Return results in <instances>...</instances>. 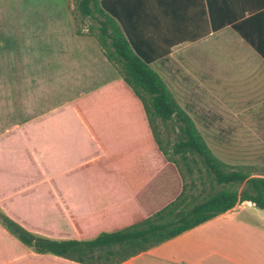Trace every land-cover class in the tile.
Returning a JSON list of instances; mask_svg holds the SVG:
<instances>
[{"label":"crops","instance_id":"obj_1","mask_svg":"<svg viewBox=\"0 0 264 264\" xmlns=\"http://www.w3.org/2000/svg\"><path fill=\"white\" fill-rule=\"evenodd\" d=\"M122 1L139 4L142 41L173 44L150 66L189 115L177 98L196 96V68L209 82L216 66L222 93L264 99V59L232 23L213 29L210 15L216 24L237 20L264 10V0ZM73 7L71 0H9L4 10L0 0V214L54 240H88L142 223L188 181L156 142L160 121L150 122L87 29L76 33ZM45 20L53 27L45 29ZM132 249L115 264H264V210L236 203L127 254ZM0 264L83 263L36 252L0 220Z\"/></svg>","mask_w":264,"mask_h":264},{"label":"trees","instance_id":"obj_2","mask_svg":"<svg viewBox=\"0 0 264 264\" xmlns=\"http://www.w3.org/2000/svg\"><path fill=\"white\" fill-rule=\"evenodd\" d=\"M262 5L264 7V2ZM74 8L76 33L82 34V29L86 28V34L96 39L120 74L122 84L142 104L150 122L159 120L165 126L172 123L176 136L172 143H162L157 134L155 139L165 156L180 167L182 176L189 178L175 200L142 223L104 231L88 240H54L38 236L0 214L2 224L36 252H50L83 264H115L124 260L117 257L120 251L133 247L127 254L137 253L227 211L236 203L247 201L264 210V174L219 159L195 120L178 104L162 77L150 66L158 59L156 57L167 55L173 44L168 43L163 48L161 44L142 41L138 2L75 0ZM250 13L216 24L211 10L212 28L232 23L264 59V10ZM79 18H90L93 23L83 25ZM249 26L256 29L257 34L250 33ZM145 47L161 51L149 54ZM149 239L152 240L148 244L142 243Z\"/></svg>","mask_w":264,"mask_h":264},{"label":"rangeland","instance_id":"obj_3","mask_svg":"<svg viewBox=\"0 0 264 264\" xmlns=\"http://www.w3.org/2000/svg\"><path fill=\"white\" fill-rule=\"evenodd\" d=\"M7 1L9 0H2L4 10ZM71 2L74 4L75 0ZM73 10L75 12L74 7ZM79 20L86 26L93 23L90 18ZM44 22L45 29L54 25L53 20ZM3 25H6L5 20ZM53 35L50 29L47 41H50ZM195 70L198 76L194 83H190V89L196 96L177 100L191 109V117L219 159L229 164L248 166L252 172L264 174V99L253 98V91L245 90L235 94L228 90L227 93L220 92L217 75L215 77L212 73L217 72L216 66L210 68L209 82L204 81L205 75L199 73L201 70ZM199 79L203 80V83L199 82ZM159 124H162L161 142L172 143L176 138L172 123H167L166 126L161 122H158V126Z\"/></svg>","mask_w":264,"mask_h":264}]
</instances>
